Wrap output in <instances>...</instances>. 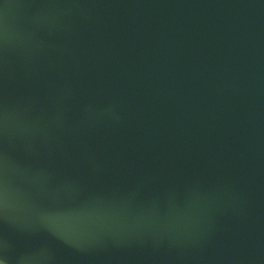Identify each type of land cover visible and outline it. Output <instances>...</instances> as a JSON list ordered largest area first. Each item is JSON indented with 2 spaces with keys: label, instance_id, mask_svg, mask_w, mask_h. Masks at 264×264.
<instances>
[{
  "label": "water",
  "instance_id": "95a60500",
  "mask_svg": "<svg viewBox=\"0 0 264 264\" xmlns=\"http://www.w3.org/2000/svg\"><path fill=\"white\" fill-rule=\"evenodd\" d=\"M0 264H264V0H0Z\"/></svg>",
  "mask_w": 264,
  "mask_h": 264
}]
</instances>
